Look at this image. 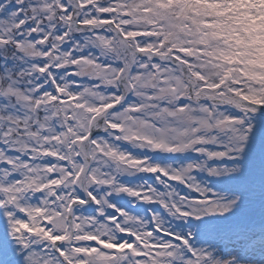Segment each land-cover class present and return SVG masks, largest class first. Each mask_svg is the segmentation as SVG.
<instances>
[{
    "label": "snow or ice",
    "instance_id": "6c2138e0",
    "mask_svg": "<svg viewBox=\"0 0 264 264\" xmlns=\"http://www.w3.org/2000/svg\"><path fill=\"white\" fill-rule=\"evenodd\" d=\"M0 264H264V0H0Z\"/></svg>",
    "mask_w": 264,
    "mask_h": 264
},
{
    "label": "clouds",
    "instance_id": "9594fccd",
    "mask_svg": "<svg viewBox=\"0 0 264 264\" xmlns=\"http://www.w3.org/2000/svg\"><path fill=\"white\" fill-rule=\"evenodd\" d=\"M130 147H132L133 150H135V149H136V144H135V142H133V143L130 145ZM129 167H134V165H132L131 162H129ZM125 170H128V169H125Z\"/></svg>",
    "mask_w": 264,
    "mask_h": 264
}]
</instances>
